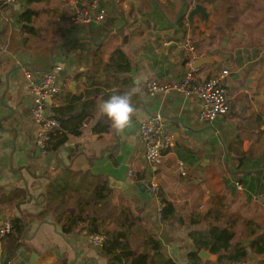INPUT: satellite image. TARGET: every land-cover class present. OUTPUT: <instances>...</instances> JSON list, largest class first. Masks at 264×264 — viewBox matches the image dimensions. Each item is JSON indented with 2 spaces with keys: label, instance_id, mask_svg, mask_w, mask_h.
I'll return each instance as SVG.
<instances>
[{
  "label": "crops",
  "instance_id": "obj_1",
  "mask_svg": "<svg viewBox=\"0 0 264 264\" xmlns=\"http://www.w3.org/2000/svg\"><path fill=\"white\" fill-rule=\"evenodd\" d=\"M187 1L179 15L182 0H99L106 10L100 22L74 20L67 0H21L0 10V225L25 224L0 235V264H114L124 240L149 253L148 264H168L164 257L188 264L190 232L214 224L231 226L232 246L248 248L243 264H262L264 254L251 251L250 241L264 232V0ZM196 2L207 16L197 11L191 20ZM28 9L37 11L29 22L21 19ZM189 44L200 58L211 57L199 66L201 78L229 70L230 111L209 122L200 120L198 95L147 92L149 79H183ZM53 66L61 67V91L47 109L63 125L44 155L26 70L38 77ZM137 82L131 124L116 131L100 105ZM155 113L175 139L158 165L148 162L140 137L142 121ZM179 158L187 175L178 172ZM67 167L84 180L56 201L50 183ZM145 179L159 184L174 217L160 219L153 196L125 194L118 184ZM92 229L101 245L91 243Z\"/></svg>",
  "mask_w": 264,
  "mask_h": 264
},
{
  "label": "built area",
  "instance_id": "obj_2",
  "mask_svg": "<svg viewBox=\"0 0 264 264\" xmlns=\"http://www.w3.org/2000/svg\"><path fill=\"white\" fill-rule=\"evenodd\" d=\"M20 1L0 0V10L7 5L16 4ZM86 1H89V5H86ZM67 4L72 18L76 21L100 22L106 18L105 8L99 9V0H67ZM96 9H98L97 12H95ZM189 49L190 56L188 57L187 71L183 79L174 84H164L155 79H149L146 82L147 92L154 95L159 91L176 90L186 95H198L202 101L200 120L209 122L230 111L229 96L225 84L229 70L223 69L207 78H201L199 74L200 67L196 66V61L201 57V54L192 44H189ZM60 68V66H53L38 77L33 76L31 70H26L32 94L31 114L38 122L36 144L44 155H48L51 150L53 135L62 130L61 120L47 109L48 101L61 91V85L58 82ZM89 121L90 119H86L83 124L86 125ZM140 137L145 146L146 158L152 165L162 163L165 154L175 142L174 136L168 130L167 122L161 113H155L142 121ZM176 165L181 175L188 174L187 164L184 159H177ZM236 185L240 189L243 188V185L239 182ZM149 191L157 203V214L162 219L166 202L162 197L159 184L151 182ZM13 230L14 227L11 220H5L0 225L1 236L8 235ZM89 238L94 245H101L104 241L103 236L99 232H90ZM239 264H243V261H240Z\"/></svg>",
  "mask_w": 264,
  "mask_h": 264
},
{
  "label": "trees",
  "instance_id": "obj_3",
  "mask_svg": "<svg viewBox=\"0 0 264 264\" xmlns=\"http://www.w3.org/2000/svg\"><path fill=\"white\" fill-rule=\"evenodd\" d=\"M37 13L34 9H28L21 15V19L31 21L32 17ZM237 17V16H236ZM119 57H123L124 53L119 51ZM60 119V117L58 116ZM61 120V119H60ZM84 119L82 120V122ZM62 122V120H61ZM63 125V123H62ZM105 130L108 126L104 127ZM60 132V131H59ZM54 137V135H53ZM53 145V143H52ZM51 145V149H52ZM77 171L67 167L62 173H59L50 183L49 193L53 199L63 198L67 192L77 190L82 185L84 176H79ZM88 175V173H84ZM74 177H79L78 179ZM165 207L163 208L162 220H169L175 216L176 207L173 203L165 201ZM14 229H18V232L23 231L24 221L22 219H16L12 221ZM96 229H92L90 232H97ZM192 239L194 240L195 249L189 253L188 264H236L237 262L244 260L248 256V248L246 246L238 245L232 246V240L235 236V231L229 225L214 224L203 230H193L190 232ZM152 238V237H151ZM153 239V238H152ZM151 240L153 242L152 248L160 251V244L158 240ZM121 251L114 254V264H148L149 253L136 252L131 248V244L128 240L119 241ZM202 249H207L213 254L219 255L216 260H203L198 252ZM251 251L264 254V232L250 241ZM164 262L168 264H177L172 258L164 257ZM264 264V259L262 260Z\"/></svg>",
  "mask_w": 264,
  "mask_h": 264
},
{
  "label": "clouds",
  "instance_id": "obj_4",
  "mask_svg": "<svg viewBox=\"0 0 264 264\" xmlns=\"http://www.w3.org/2000/svg\"><path fill=\"white\" fill-rule=\"evenodd\" d=\"M139 82L123 93H113L100 105V111L111 121L116 131H123L132 121L134 115L133 96L141 93Z\"/></svg>",
  "mask_w": 264,
  "mask_h": 264
},
{
  "label": "water",
  "instance_id": "obj_5",
  "mask_svg": "<svg viewBox=\"0 0 264 264\" xmlns=\"http://www.w3.org/2000/svg\"><path fill=\"white\" fill-rule=\"evenodd\" d=\"M188 5H189V2L187 0H182V5H181V7L179 9V15L182 13V11L184 9H186L188 7ZM197 11H202L207 16V13L205 12V9L203 8V5L200 2H196V3L193 4V6L191 7V9L189 11V14H188L189 19L192 20L194 14ZM210 59H211L210 56L204 57V58H200V59H198L196 61V66H201V64H203L206 61H209ZM186 132L189 133V134H194V135L200 136L199 135L200 133L193 132L191 129H187ZM113 181L114 180L112 179V182ZM150 183H151L150 179H145L143 181H139V182L131 183V184H128L127 182L126 183L125 182L118 183V184H121V187L119 185H117V187H120V189L125 194H127L128 192H131L132 190H134L135 193H137L138 195H140V197H142V198H150V196H151V193L149 191V185H150ZM164 229H165V227H164ZM200 256L204 260H207V259L215 260L217 258V254H213L210 251H208L207 249L200 250ZM34 258H35V254L32 255L31 262L34 261Z\"/></svg>",
  "mask_w": 264,
  "mask_h": 264
},
{
  "label": "rangeland",
  "instance_id": "obj_6",
  "mask_svg": "<svg viewBox=\"0 0 264 264\" xmlns=\"http://www.w3.org/2000/svg\"><path fill=\"white\" fill-rule=\"evenodd\" d=\"M135 208V207H134ZM136 209V208H135ZM140 230H135V232L133 234H131V241L134 242V244H138V236L139 234H137Z\"/></svg>",
  "mask_w": 264,
  "mask_h": 264
}]
</instances>
